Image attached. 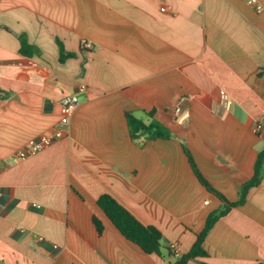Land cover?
<instances>
[{"label":"crops","instance_id":"1","mask_svg":"<svg viewBox=\"0 0 264 264\" xmlns=\"http://www.w3.org/2000/svg\"><path fill=\"white\" fill-rule=\"evenodd\" d=\"M250 1L0 0V264H171L168 249L187 253L223 205L185 147L238 201L264 150V0L260 11ZM22 34L40 55L20 53ZM57 40L77 57L60 63ZM80 85L64 137L13 161L58 126ZM127 113L175 139L133 141ZM104 194L162 232L160 255L117 230L98 206ZM204 248L188 264L264 262V170Z\"/></svg>","mask_w":264,"mask_h":264},{"label":"trees","instance_id":"2","mask_svg":"<svg viewBox=\"0 0 264 264\" xmlns=\"http://www.w3.org/2000/svg\"><path fill=\"white\" fill-rule=\"evenodd\" d=\"M6 29L8 30V28ZM18 38L21 43L20 53L22 55L28 57L40 55V51L28 43L27 36L25 34L19 35ZM57 43L60 51V63H64L67 59L77 57L76 53L67 52L60 40H57ZM149 116L153 117L154 112L149 113ZM127 121L129 134L133 141H137L142 137H145L148 140L175 139L173 132L155 119L150 124H147L143 120L135 117L132 113H127ZM185 152L189 158V162L193 168V171L199 178L200 182L204 184L210 192L216 193L222 200L223 205L218 210L209 214L204 229L197 235L194 245L187 253L183 254L182 256H177L174 254L171 248L168 249L170 253L169 255L175 258L174 262H171V264H188L189 261L197 257H207L208 253L204 248V243L214 224L221 217L225 216L232 208L244 205L247 201L250 190L254 187H258L261 184L263 178L264 150H262L258 155L255 164L254 176L251 180L244 183L240 187L238 201L229 202L205 181L186 147ZM97 203L107 218L127 240L139 246L147 254H161L163 234L158 228L151 225H145L140 222L129 210H127L111 195L104 194L100 196ZM93 223L98 233L102 235L105 230L103 222L97 217H93ZM202 264L207 263L203 262ZM257 264H264V262H258Z\"/></svg>","mask_w":264,"mask_h":264},{"label":"built area","instance_id":"3","mask_svg":"<svg viewBox=\"0 0 264 264\" xmlns=\"http://www.w3.org/2000/svg\"><path fill=\"white\" fill-rule=\"evenodd\" d=\"M250 2L256 5V9L258 11L261 10V6L257 4L256 0H251ZM83 46L86 49H91L93 47L91 43L87 42H85ZM87 89L88 88L86 85H80L77 93L64 96L61 102L62 117L60 119V122L58 123V126L51 133L30 140L24 148L20 149L14 154L12 158L13 161L17 162L25 160L30 156H33L45 150L46 148L50 147L55 142L63 138L65 135V131L70 124L71 118L79 105V94L87 92ZM256 129L259 132L264 129V120H261L257 124ZM171 249L176 255H178L176 244H173L171 246Z\"/></svg>","mask_w":264,"mask_h":264},{"label":"rangeland","instance_id":"4","mask_svg":"<svg viewBox=\"0 0 264 264\" xmlns=\"http://www.w3.org/2000/svg\"><path fill=\"white\" fill-rule=\"evenodd\" d=\"M79 102H80V95H79Z\"/></svg>","mask_w":264,"mask_h":264}]
</instances>
